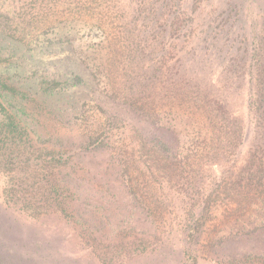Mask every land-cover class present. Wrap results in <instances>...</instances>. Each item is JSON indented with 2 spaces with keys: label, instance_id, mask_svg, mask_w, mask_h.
<instances>
[{
  "label": "rangeland",
  "instance_id": "obj_1",
  "mask_svg": "<svg viewBox=\"0 0 264 264\" xmlns=\"http://www.w3.org/2000/svg\"><path fill=\"white\" fill-rule=\"evenodd\" d=\"M19 15L75 23L105 56L95 78L109 99L169 141L178 169L149 172L118 131L121 162L91 153L71 175L82 188L68 218L7 204L0 175V264H264L262 197L249 186L264 133L249 109L264 90V0H0L2 21Z\"/></svg>",
  "mask_w": 264,
  "mask_h": 264
},
{
  "label": "trees",
  "instance_id": "obj_2",
  "mask_svg": "<svg viewBox=\"0 0 264 264\" xmlns=\"http://www.w3.org/2000/svg\"><path fill=\"white\" fill-rule=\"evenodd\" d=\"M6 19H0V175L7 204L30 217L68 218L82 188L71 175L91 153L109 151L112 162L120 159L116 132L122 135L127 129L149 172L154 173L153 168L171 176L177 172L178 165L170 161L174 152L169 141L149 138L144 133L148 126L143 124L145 129L134 117L140 112L127 114L109 99L108 85L95 78L105 56H97L94 44L79 37L75 23L42 26L22 15ZM249 109L264 130L263 89L252 96ZM257 135L263 141L261 156L251 165L255 185L249 186L262 197L264 211V133ZM209 212L208 203L200 225Z\"/></svg>",
  "mask_w": 264,
  "mask_h": 264
}]
</instances>
